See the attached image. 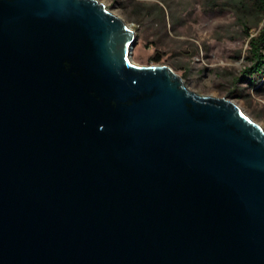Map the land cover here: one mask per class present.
I'll return each instance as SVG.
<instances>
[{
	"label": "water",
	"instance_id": "95a60500",
	"mask_svg": "<svg viewBox=\"0 0 264 264\" xmlns=\"http://www.w3.org/2000/svg\"><path fill=\"white\" fill-rule=\"evenodd\" d=\"M98 0H0V264H264V128Z\"/></svg>",
	"mask_w": 264,
	"mask_h": 264
},
{
	"label": "rangeland",
	"instance_id": "374dc122",
	"mask_svg": "<svg viewBox=\"0 0 264 264\" xmlns=\"http://www.w3.org/2000/svg\"><path fill=\"white\" fill-rule=\"evenodd\" d=\"M98 1L135 30L133 62L171 67L189 89L229 98L264 128V82L246 73L264 18L247 11L249 0Z\"/></svg>",
	"mask_w": 264,
	"mask_h": 264
},
{
	"label": "trees",
	"instance_id": "16d2710c",
	"mask_svg": "<svg viewBox=\"0 0 264 264\" xmlns=\"http://www.w3.org/2000/svg\"><path fill=\"white\" fill-rule=\"evenodd\" d=\"M245 6L256 18H264V0H249V4ZM249 43L252 64L246 73L249 83L256 85L264 82V33L262 36L252 37Z\"/></svg>",
	"mask_w": 264,
	"mask_h": 264
}]
</instances>
